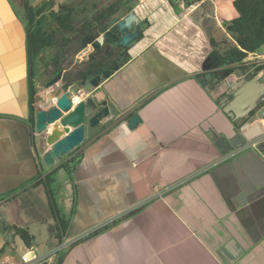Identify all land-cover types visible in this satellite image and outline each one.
Here are the masks:
<instances>
[{
	"label": "crops",
	"instance_id": "1",
	"mask_svg": "<svg viewBox=\"0 0 264 264\" xmlns=\"http://www.w3.org/2000/svg\"><path fill=\"white\" fill-rule=\"evenodd\" d=\"M188 2L139 0L148 25L108 92L121 108L135 105L141 120L89 132L68 169L66 158L46 167L48 145L13 117L28 118L24 44L0 17V264H57L60 256L61 264H264V193L237 199L234 159L216 145L234 131L207 78L233 70L235 81L255 65L223 57L234 44L225 25L238 15L234 0L205 2L198 21ZM52 171L66 234L44 184ZM18 227L35 246L24 245ZM10 238L21 240V254L11 253ZM232 241L237 256L229 258L222 249Z\"/></svg>",
	"mask_w": 264,
	"mask_h": 264
},
{
	"label": "water",
	"instance_id": "2",
	"mask_svg": "<svg viewBox=\"0 0 264 264\" xmlns=\"http://www.w3.org/2000/svg\"><path fill=\"white\" fill-rule=\"evenodd\" d=\"M138 4L139 0H128V2L106 9L100 18L96 20L95 17L93 18L96 25L95 33L90 36L88 41L83 38L81 43L83 47L87 43H91L93 62L104 55H116L121 47L130 49L140 39L148 22L141 17L137 9ZM189 17L198 21L195 13H191ZM85 59H87V55ZM123 65L124 63L113 69L110 68L104 73L103 78L109 79ZM235 74L236 72L234 73L233 70H227L225 73L215 70L207 78L215 85V90L212 92L214 98L220 100L223 96L224 99L229 95L232 96L227 105L222 104V99L219 104L230 123L235 127V132L229 138L220 137L221 144L217 140L216 145L221 147L223 155L233 154L234 160L231 164L240 184V193L237 195V199L241 204H244L249 193L264 187V127L260 120L252 119L255 116L254 109L259 101L264 100V81H261L264 71L253 69L233 81L231 77ZM56 81L47 84L48 86L53 85L52 90L56 92V96L53 93L49 99L43 101V105L37 106L32 112V117L35 120L34 125L31 124L32 133L35 131L37 134L45 133L48 149L42 155V161L46 167L63 161L85 141L86 117L89 118V125L94 128L100 123V120L110 115L113 120H116L118 116H122L121 120H124V116L133 108V106L127 109L117 108L110 104L109 99L99 98L96 94L86 101L82 100L74 104L71 93L76 90L69 88V84L63 85L60 82L55 84ZM93 86L97 88L99 81H93ZM91 90L92 87L87 86V93ZM111 103L113 104V101ZM259 110L261 117L264 118V106ZM13 117L27 121L22 116L13 115ZM243 117L250 119L238 128L234 121ZM140 120L138 113H134L126 119V123L128 127L133 128ZM238 164L240 165L239 169ZM232 245H234V241L222 249L229 258L237 256Z\"/></svg>",
	"mask_w": 264,
	"mask_h": 264
},
{
	"label": "flooded vegetation",
	"instance_id": "3",
	"mask_svg": "<svg viewBox=\"0 0 264 264\" xmlns=\"http://www.w3.org/2000/svg\"><path fill=\"white\" fill-rule=\"evenodd\" d=\"M125 2L128 0H0V9L3 10L0 12V17L12 21L10 23L18 30L21 42L24 44V68L29 105L25 116H28L26 122L29 123L31 129V124L34 125L35 122L32 117L35 108L43 105V101L49 99L53 93L56 96V92L52 90L53 85H47L55 80H57L55 84L58 82L63 85L69 84V88L76 90L71 93L74 104L82 100L86 101L96 94L99 98L109 99L112 106L115 105L117 108L121 106L117 99L108 92L110 79L115 73L107 80L103 78V75L110 68L125 64L130 51L138 41L130 49L121 47L116 55H104L95 62L91 59V43H87L84 47L81 43L83 38L88 41L90 36L95 33L94 17L96 20L104 14L106 9ZM88 48H90L89 51ZM86 55L87 59H85ZM263 78L264 76L261 77V81H264ZM95 80L99 81L97 88L93 86ZM87 86L92 87L89 93L86 91ZM221 99H224V96ZM231 99V95L225 97L222 104L227 105ZM262 106H264V100L259 101L254 109L255 116L252 119L262 118L259 112ZM113 109L116 110L115 107ZM134 109L135 105L124 116L123 121L135 113ZM111 117L112 115L103 118L94 128L89 125V118L86 117V136L92 131L105 133L123 119L122 116H118L116 120ZM249 119V117H243L234 121V124L236 123L235 125L239 128ZM230 125L232 131L235 132V127L231 123ZM39 135L46 143L45 133ZM232 155H227L228 159H232ZM76 157L74 150L66 158L67 164L63 163L61 167L68 169V163L71 165ZM45 186L47 185L45 184ZM262 193H264V187L258 188L248 195Z\"/></svg>",
	"mask_w": 264,
	"mask_h": 264
},
{
	"label": "trees",
	"instance_id": "4",
	"mask_svg": "<svg viewBox=\"0 0 264 264\" xmlns=\"http://www.w3.org/2000/svg\"><path fill=\"white\" fill-rule=\"evenodd\" d=\"M233 4L238 15L225 25L228 27L234 44L223 49V57L230 62L240 63L249 52H257L264 46V0H234ZM45 178L46 181H39L42 183L45 181L50 208L53 215L58 217L63 234H66L68 220L56 205L51 188V184L55 181V172L52 171ZM39 181L36 184L40 183ZM15 233L27 248L36 245L35 236L29 232L28 228L18 227ZM61 260L60 256L57 264H61Z\"/></svg>",
	"mask_w": 264,
	"mask_h": 264
},
{
	"label": "built area",
	"instance_id": "5",
	"mask_svg": "<svg viewBox=\"0 0 264 264\" xmlns=\"http://www.w3.org/2000/svg\"><path fill=\"white\" fill-rule=\"evenodd\" d=\"M207 1H210L214 3L215 0H189L188 6H187V15L191 13H196L197 10ZM254 64L255 69H258V71L263 72L264 71V50L263 51H257V52H249L247 56L242 60L241 64ZM161 195V193H160ZM3 202V200L0 199V204ZM79 239V238H78ZM38 262H26L24 264H37Z\"/></svg>",
	"mask_w": 264,
	"mask_h": 264
},
{
	"label": "rangeland",
	"instance_id": "6",
	"mask_svg": "<svg viewBox=\"0 0 264 264\" xmlns=\"http://www.w3.org/2000/svg\"><path fill=\"white\" fill-rule=\"evenodd\" d=\"M233 12L235 13V10L233 9ZM226 31H227V29H225ZM226 31H220V34L222 35V38L224 39V40H226V41H228L229 40V38L227 37V34H226ZM264 50V49H263ZM264 79V78H263ZM51 188H52V192H53V197L55 198V184L53 183V184H51ZM3 212H1V214H2ZM0 214V219H1V215ZM33 227L34 228H37L38 226H35V225H33ZM46 232L47 231H42L41 233H39V232H36L37 233V236H38V239L39 240H41V238H42V236L44 237L45 235H46ZM10 242L12 243V246H11V248L12 249H15V251H13V252H11L12 251V249H10V252L12 253V254H21V251H22V249H23V247L24 246H22V242H21V240L19 239V238H16V240H15V242H16V245L13 243V239L12 238H10Z\"/></svg>",
	"mask_w": 264,
	"mask_h": 264
}]
</instances>
